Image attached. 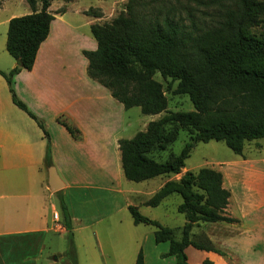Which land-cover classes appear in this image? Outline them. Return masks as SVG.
Returning <instances> with one entry per match:
<instances>
[{
    "label": "crops",
    "instance_id": "crops-1",
    "mask_svg": "<svg viewBox=\"0 0 264 264\" xmlns=\"http://www.w3.org/2000/svg\"><path fill=\"white\" fill-rule=\"evenodd\" d=\"M7 1L0 0V7L8 6ZM53 1L48 10L54 17L33 65L15 73L11 85L43 121L49 133L52 164L63 185L49 189L43 130L13 103L8 83L0 74V264H73L65 254L66 243L58 242L66 232L58 190L69 212L72 234L81 238L74 240L77 264H134L140 249L144 264H175V255H163L168 241L156 242L155 226L134 223L127 206L136 205L139 211L149 206L145 203L148 197L188 168L184 164L180 172L139 181L125 177L118 140L145 130L147 123L160 114L141 112L143 116H130L133 106L125 108L107 87L88 75V60L82 53V49L96 47L90 24L110 17L122 0ZM12 2L17 6L28 4V9L22 13L11 11L0 23L8 24L11 16L31 11L26 0ZM59 7L62 11L57 12ZM89 8L97 12H88ZM5 40L6 35L0 39V69L8 71L16 60L6 50ZM59 118L76 127L78 136L74 137ZM263 162L251 157L220 164L222 185L230 191L225 211L238 221L194 223L192 233L203 231L227 254L189 244L184 248L188 264H203L204 259L212 264H264ZM173 194L180 197L175 204L177 210L182 200L177 192L168 193L150 206L166 204ZM51 233L58 235L50 238ZM228 254L234 256L233 262Z\"/></svg>",
    "mask_w": 264,
    "mask_h": 264
},
{
    "label": "trees",
    "instance_id": "trees-1",
    "mask_svg": "<svg viewBox=\"0 0 264 264\" xmlns=\"http://www.w3.org/2000/svg\"><path fill=\"white\" fill-rule=\"evenodd\" d=\"M26 1L31 11L11 16L6 30L5 47L16 63L8 71L0 69V74L8 83L13 103L42 128L46 139L43 161L48 166L52 164L49 133L11 83L15 73L32 67L54 14L48 10L50 0ZM258 25L264 26V0H126L124 9L110 20L90 24L96 47L82 49L88 60L87 73L125 108L137 105L143 113L166 109L162 82L154 77L157 71L163 78L177 80L174 90L186 93L194 107L169 110L150 120L145 130L118 140L126 178L139 181L180 172L198 141L223 140L242 154L246 141L264 137V34L253 30ZM59 121L78 136L76 127ZM178 128L190 134L180 151H170L164 159L153 156V151L176 139ZM171 192L182 197L177 210L185 222L179 238L174 228L128 204L133 222L154 225V240L168 241L163 255H175V264H188L184 248L189 244L226 255L203 231L191 232L200 221H238L225 211L230 191L222 185L221 171L211 166L187 169L178 179L166 180L145 203L156 205ZM57 195L69 237L65 254L77 264L69 212L60 190ZM134 264H144L141 249ZM203 264L212 261L204 259Z\"/></svg>",
    "mask_w": 264,
    "mask_h": 264
},
{
    "label": "rangeland",
    "instance_id": "rangeland-1",
    "mask_svg": "<svg viewBox=\"0 0 264 264\" xmlns=\"http://www.w3.org/2000/svg\"><path fill=\"white\" fill-rule=\"evenodd\" d=\"M59 1V0H58ZM81 3H88L89 1L94 0H79ZM53 2H56L55 0ZM126 0H122L120 5L116 8L115 12L108 18L101 19L100 23L110 20L114 15L119 13L124 9V4ZM8 6L0 7V19L9 15L11 11H24L28 9V4H21L18 6L14 5L12 0L7 1ZM37 7L39 3L36 4ZM61 7L57 8L59 10ZM19 12V13H20ZM88 12H97L95 8H89ZM22 13V12H21ZM7 24L0 23V39L2 40L3 36L6 35ZM256 33L264 34V26L258 25L253 27ZM154 77L162 82L164 93L167 97V106L166 109L158 112L159 116H154V119L161 117L163 114L167 113L169 110H190L193 109V104L189 99L188 95L183 92H176L174 90L177 80H171L169 77L163 78L160 73L157 71L154 73ZM130 116L142 115L138 106L131 107ZM138 113V115H137ZM158 115V114H157ZM167 128H170V124L166 125ZM190 134L188 130L178 128L177 137L172 142L168 143L164 149L155 150L152 152L153 156L157 159H164L167 157L170 151L179 152L184 142L189 140ZM251 157L256 158V160L264 161V137L252 139L246 141L243 146L242 154L235 153L230 147H228L223 140L210 139L208 141H198L192 148L189 156L185 158V166L188 169L196 171L201 166H211L216 169L220 167V164L223 161L230 160L232 158H243L249 159ZM264 167V162L262 163ZM161 176L156 177L159 180ZM180 200L178 194H173L166 199V204H161L157 206H143V209H140V212L146 216L158 219L160 222L167 225L175 227V237L179 238L181 231L178 230L179 225H181L185 218L182 212L176 210V202ZM142 207V206H141ZM130 215V214H129ZM79 224V223H78ZM76 231L75 233H77ZM58 233H51V237H57ZM81 240L80 236H73L72 241ZM65 242L66 248L68 247L69 237L67 231L64 233L63 237H59L58 242ZM51 243V241H50ZM75 246V243H74ZM65 248V249H66ZM76 249V246H75ZM52 249H47L51 251ZM189 250H196L195 248H189ZM229 259L233 262L235 260L232 254H228Z\"/></svg>",
    "mask_w": 264,
    "mask_h": 264
},
{
    "label": "water",
    "instance_id": "water-1",
    "mask_svg": "<svg viewBox=\"0 0 264 264\" xmlns=\"http://www.w3.org/2000/svg\"><path fill=\"white\" fill-rule=\"evenodd\" d=\"M48 171V187L50 190H57L63 185L57 170L53 164H50L47 168Z\"/></svg>",
    "mask_w": 264,
    "mask_h": 264
},
{
    "label": "built area",
    "instance_id": "built-area-1",
    "mask_svg": "<svg viewBox=\"0 0 264 264\" xmlns=\"http://www.w3.org/2000/svg\"><path fill=\"white\" fill-rule=\"evenodd\" d=\"M57 215H58L57 212H54V213H53V216H54L55 218H57Z\"/></svg>",
    "mask_w": 264,
    "mask_h": 264
}]
</instances>
